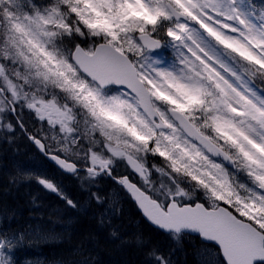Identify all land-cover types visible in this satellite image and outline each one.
Instances as JSON below:
<instances>
[{
  "label": "snow or ice",
  "instance_id": "6c2138e0",
  "mask_svg": "<svg viewBox=\"0 0 264 264\" xmlns=\"http://www.w3.org/2000/svg\"><path fill=\"white\" fill-rule=\"evenodd\" d=\"M21 136L79 194L13 162L5 193L59 203L12 227L0 201V264H98L79 216L142 264H264V0H0V153ZM122 193L149 234L115 225Z\"/></svg>",
  "mask_w": 264,
  "mask_h": 264
},
{
  "label": "trees",
  "instance_id": "16d2710c",
  "mask_svg": "<svg viewBox=\"0 0 264 264\" xmlns=\"http://www.w3.org/2000/svg\"><path fill=\"white\" fill-rule=\"evenodd\" d=\"M17 145L20 148V153L14 154L11 150L6 153H1L0 158V201L11 208L17 209V219L11 222L12 227L23 226L29 219V213L33 211L30 205L32 196H36L38 201L42 202L44 207L41 211H46L50 208L58 206V200L54 194L46 192L35 182L25 183L19 189H13L9 193H5L3 188L6 186V175L11 171L13 162H20L25 168L43 169L44 161L34 148L28 143L25 137H20L17 140ZM50 171L53 168L46 165ZM50 177L60 180L63 183L65 190L71 195H78V189L74 182L64 178L61 175H54L48 172ZM111 182L105 183L107 189ZM124 214L114 223L124 235H129L137 230H143L149 234V226L141 219L140 215L130 203L128 197L122 193ZM73 239H79L81 236L88 233H93L97 237L95 242H89L88 247L98 258V264H142L143 257L133 248H119L116 243L108 238L107 231L96 226L95 222L88 217H76L72 223ZM157 239H159L157 237ZM66 244L55 246H43L38 249H27L19 253L17 259L21 262L27 260H48L59 256L67 250ZM21 258V259H20ZM178 264H184L185 257L178 253L176 256ZM188 264H192L191 258H187Z\"/></svg>",
  "mask_w": 264,
  "mask_h": 264
},
{
  "label": "water",
  "instance_id": "95a60500",
  "mask_svg": "<svg viewBox=\"0 0 264 264\" xmlns=\"http://www.w3.org/2000/svg\"><path fill=\"white\" fill-rule=\"evenodd\" d=\"M34 146V145H33ZM35 147V146H34ZM36 149V148H35ZM37 150V149H36ZM38 151V150H37ZM39 152V151H38ZM49 162H51L50 160H48ZM53 163V162H51ZM54 164V163H53ZM55 165V164H54ZM130 197V196H129ZM131 198V197H130ZM132 200V199H131ZM134 203V201H132ZM138 210V209H137ZM139 211V210H138ZM140 213V212H139ZM142 216V215H141Z\"/></svg>",
  "mask_w": 264,
  "mask_h": 264
},
{
  "label": "rangeland",
  "instance_id": "374dc122",
  "mask_svg": "<svg viewBox=\"0 0 264 264\" xmlns=\"http://www.w3.org/2000/svg\"><path fill=\"white\" fill-rule=\"evenodd\" d=\"M0 158H1V153H0Z\"/></svg>",
  "mask_w": 264,
  "mask_h": 264
},
{
  "label": "bare ground",
  "instance_id": "6f19581e",
  "mask_svg": "<svg viewBox=\"0 0 264 264\" xmlns=\"http://www.w3.org/2000/svg\"><path fill=\"white\" fill-rule=\"evenodd\" d=\"M21 259V258H20Z\"/></svg>",
  "mask_w": 264,
  "mask_h": 264
}]
</instances>
